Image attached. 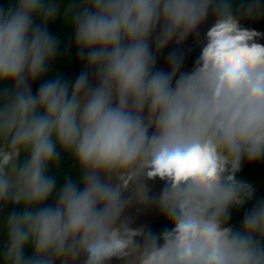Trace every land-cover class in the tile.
I'll list each match as a JSON object with an SVG mask.
<instances>
[{"label": "clouds", "instance_id": "9594fccd", "mask_svg": "<svg viewBox=\"0 0 264 264\" xmlns=\"http://www.w3.org/2000/svg\"><path fill=\"white\" fill-rule=\"evenodd\" d=\"M57 18L83 66L74 80L53 68ZM260 18L264 0L0 6V264H264V199L229 223L255 193L242 163L264 160V33L244 25ZM133 204L170 228L130 226Z\"/></svg>", "mask_w": 264, "mask_h": 264}, {"label": "trees", "instance_id": "16d2710c", "mask_svg": "<svg viewBox=\"0 0 264 264\" xmlns=\"http://www.w3.org/2000/svg\"><path fill=\"white\" fill-rule=\"evenodd\" d=\"M12 0H0V6L7 7ZM245 27L254 29L261 33H264V18L257 20L245 21ZM49 32L56 36L60 40V54L57 59L53 62V68L60 71L66 79L74 80L79 72L82 70V64L77 60L76 50L72 46V29L70 26H66L60 18H57L55 21L51 22L48 25ZM197 37H190L184 45V48L181 50L184 55V63L182 65V70L190 71L194 65L199 52H200V43H197ZM259 43L264 44V37L260 38ZM67 47V53L64 49ZM176 50V46H175ZM42 81H37L33 83V93L39 87V84ZM238 178L245 180L246 182L252 184L255 188V193L251 201L246 202V204L240 208L233 209L230 225L239 227L243 215L247 210H249L252 205L259 199H264V160L257 162L249 163L244 161L241 166V170L237 173ZM60 179V183H62ZM10 209H5V212ZM4 213L1 214L2 217ZM165 228H170V225L165 221L161 216L150 226L151 231L160 232Z\"/></svg>", "mask_w": 264, "mask_h": 264}, {"label": "water", "instance_id": "95a60500", "mask_svg": "<svg viewBox=\"0 0 264 264\" xmlns=\"http://www.w3.org/2000/svg\"><path fill=\"white\" fill-rule=\"evenodd\" d=\"M213 23H214V18L211 15H209L205 23L199 28L196 37L200 43V46H202V44L204 43V37L207 29ZM173 50H175V45L170 44L158 55L157 65H156L158 69L167 71L168 68L167 56L169 52H172ZM31 90L33 92V84L31 85ZM113 183H115V181H113ZM146 184L148 186V194L150 197L158 196L161 190L165 186V182L160 180L158 177L151 181H146ZM124 195L127 196L128 193L125 192ZM1 214L2 213H0V216ZM125 216L128 218L130 226L132 227L142 226L145 228V230H149L150 226L160 217V214L158 213V211L155 209L154 206L133 204L127 209ZM110 264H124V261L118 260L116 258H112Z\"/></svg>", "mask_w": 264, "mask_h": 264}]
</instances>
